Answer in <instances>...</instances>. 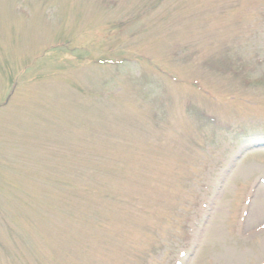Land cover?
Returning <instances> with one entry per match:
<instances>
[{
    "label": "rangeland",
    "instance_id": "1",
    "mask_svg": "<svg viewBox=\"0 0 264 264\" xmlns=\"http://www.w3.org/2000/svg\"><path fill=\"white\" fill-rule=\"evenodd\" d=\"M0 264H264V0H0Z\"/></svg>",
    "mask_w": 264,
    "mask_h": 264
}]
</instances>
